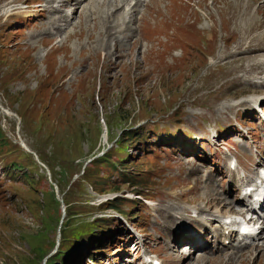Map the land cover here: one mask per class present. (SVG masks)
Listing matches in <instances>:
<instances>
[{
    "label": "rangeland",
    "instance_id": "rangeland-1",
    "mask_svg": "<svg viewBox=\"0 0 264 264\" xmlns=\"http://www.w3.org/2000/svg\"><path fill=\"white\" fill-rule=\"evenodd\" d=\"M23 1L0 0V171L2 166L11 170L10 174L3 170L0 176V264H61L62 259L64 264H83L82 256L93 245L101 250L98 256L103 264H127L136 261L142 247L126 238L127 231L117 244H111L121 232L119 227L126 224L142 236L152 233L151 239L144 240L156 245L153 251L163 264H180L166 248L172 235L169 211L179 209H150L145 204L148 200H140L138 193L153 198L150 202L156 206V196L168 191V185L179 194L188 182L181 178V166H187L186 147L183 155H175L177 151L168 146L180 145L178 141L159 142L166 147L157 153L167 158L174 155L175 164L160 162L147 157L144 146L155 143L150 133L139 152L136 129L141 123L150 128L157 122L171 128L178 120L196 128L201 123L196 114L204 112L222 122L236 108L247 107V95L260 93L264 86V63L260 64L264 0H144L146 4L135 6L126 24L120 13L110 14L124 0L86 1L81 6L82 0H68L76 10H84H75L73 19L72 13L69 17L63 13L71 6L62 0L64 10L52 6L53 15L45 17L43 9L35 6L42 0H26L33 2L31 9ZM9 19L19 22L3 28ZM59 20L71 23L60 21L59 28ZM125 25L134 27L129 40L135 41L128 52L122 53L120 46L114 52L109 30L122 39L126 50L129 44L123 34L128 31H119ZM250 74L263 84L250 88L254 83L244 82ZM238 99L229 108L223 106ZM238 115L237 128L251 124L250 116L244 114L248 123L241 126ZM202 128L212 132L213 122ZM227 136H231L229 145L239 138L232 131ZM206 145L218 154L222 149ZM215 160L207 165L214 168ZM10 161L18 166L12 167ZM201 169L206 167L199 162L188 166L193 174ZM211 176L210 172L203 173V178L196 174L195 184L210 182ZM215 178L222 183L220 175ZM210 196L202 202L224 197L218 192ZM193 200L186 193L163 203L202 204ZM109 214L114 216L102 219ZM102 224L118 229L103 248L105 239L89 243ZM80 233L88 240L80 238ZM263 241L264 237L257 239L260 249L252 255L251 248L243 254L211 256L201 247L199 253L209 257L182 262L225 264L220 260L225 258L228 264H264Z\"/></svg>",
    "mask_w": 264,
    "mask_h": 264
},
{
    "label": "bare ground",
    "instance_id": "bare-ground-1",
    "mask_svg": "<svg viewBox=\"0 0 264 264\" xmlns=\"http://www.w3.org/2000/svg\"><path fill=\"white\" fill-rule=\"evenodd\" d=\"M63 1V3H64V5H69V4H67V2H68V0H62ZM81 0H79L77 3H79ZM59 2H60V0H59ZM82 3H83V0L81 1V3H80V6L82 5ZM60 5H62V3H60ZM73 5V4H72ZM117 8H118V3L116 4V5H114L113 6V8L111 9V13L110 14H112V12H114L115 10H117ZM76 10V8H75V6L73 5V11L71 12L72 14L74 13V11ZM117 14V13H116ZM66 15V14H65ZM107 45V44H106ZM113 48H114V52H116V50H117V48H119V46H120V42H119V40L118 39H114V41H113ZM105 47V46H104ZM264 63V57H262L261 58V60H260V64H263ZM264 77V76H263ZM255 98L256 99H258L259 97H253V98H251L250 100H252V101H255ZM207 172H209V171H205L204 173H207ZM211 197V196H210ZM226 203H227V201L225 200V198L224 197H222V198H219L217 201H214V200H211V199H209V198H207L205 201H203V206H200V205H197V209H196V211H197V213H205V214H207V215H210L211 214V209H212V207H215V206H219V205H221V207H223L224 205H226ZM220 207V206H219ZM226 207V206H225ZM237 210H240V209H237ZM217 213L218 214H221V212H218L217 211ZM210 218H212V217H209V216H207V217H195V218H191V220L195 223V224H197V225H202V224H205L206 223V221H208V220H210ZM263 219H264V217H263ZM262 237H264V223H263V226L261 227V229H260V231H259V238H262ZM264 242V241H263ZM257 246H259V243L258 242H251V243H249V242H247V241H245V240H237L235 243H233L232 245H231V248H233V249H235V250H237L238 251V253L239 254H243V253H245L246 251H248V250H250L251 248V251H249L250 252V254L252 255V253H253V251L254 250H257V249H260V247H257ZM243 247H246V249L243 251L242 250V248ZM234 254H238L237 252H233ZM247 254V253H246ZM249 254V255H250ZM188 255H189V253L185 256V258L186 257H188ZM231 255V254H230ZM245 255V254H244ZM212 256H214V255H212ZM246 256V255H245ZM172 257V259L173 260H175V258H177V256L175 255V254H173V256H171ZM199 257H202V258H205V257H209V256H203V255H197L196 257H193V258H199ZM218 257V256H217ZM234 257V256H233ZM184 258V257H183ZM216 258V257H215ZM215 258H213L215 261H219V259H215ZM231 258V257H230ZM241 258V257H240ZM244 258V257H243ZM212 259V260H213ZM228 259H229V256H228ZM239 259V258H238ZM182 260V259H181ZM211 260V261H212ZM221 261H224V263L225 264H228V262H229V260H228V262L226 263L225 262V258H221L220 259ZM202 261V260H201ZM233 261V260H232ZM231 261V262H232ZM180 264H183V262L182 261H180L179 262ZM233 263V262H232Z\"/></svg>",
    "mask_w": 264,
    "mask_h": 264
},
{
    "label": "trees",
    "instance_id": "trees-1",
    "mask_svg": "<svg viewBox=\"0 0 264 264\" xmlns=\"http://www.w3.org/2000/svg\"><path fill=\"white\" fill-rule=\"evenodd\" d=\"M92 159V158H91ZM90 159V160H91ZM10 163L12 164V166H14V167H16V166H18L17 164V162H15V161H10ZM123 180H125V181H127V182H129L130 181V179L128 180V179H123ZM106 201H104L103 203H105ZM107 203H111V201H109L108 200V202ZM109 206H108V208H114L115 206L112 204H108ZM104 209L103 210H105L106 208H105V205H104V207H103ZM77 234H79V232L77 233ZM81 234V233H80ZM80 238H85V239H87L88 240V238H87V235L86 234H81V236H79ZM79 238V239H80ZM79 239H77V240H79ZM76 240V241H77ZM59 247V246H58ZM60 251V248H58V250L56 251V254L58 253ZM64 251V250H63ZM72 254V253H71ZM71 254H68V256H70ZM54 258V257H53ZM61 263H63L64 264V260L62 259L61 261H60ZM66 264V263H65Z\"/></svg>",
    "mask_w": 264,
    "mask_h": 264
}]
</instances>
